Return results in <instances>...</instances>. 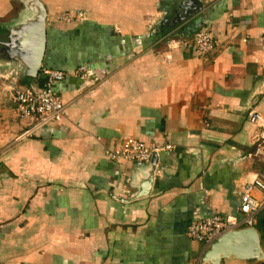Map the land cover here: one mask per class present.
I'll use <instances>...</instances> for the list:
<instances>
[{
  "label": "crops",
  "instance_id": "0c3cea01",
  "mask_svg": "<svg viewBox=\"0 0 264 264\" xmlns=\"http://www.w3.org/2000/svg\"><path fill=\"white\" fill-rule=\"evenodd\" d=\"M40 1L46 45L32 77L20 30L36 0H0V264H200L207 246L188 225L236 215L244 185L264 182L248 121L264 112V0ZM77 10L87 19H57ZM200 28L217 43L204 56ZM81 65L91 74L73 75ZM44 68L68 73L55 84L66 113L22 136L32 121L1 79L41 85ZM130 137L173 147L154 162L108 156ZM252 227L264 253V205Z\"/></svg>",
  "mask_w": 264,
  "mask_h": 264
},
{
  "label": "built area",
  "instance_id": "2783aa9c",
  "mask_svg": "<svg viewBox=\"0 0 264 264\" xmlns=\"http://www.w3.org/2000/svg\"><path fill=\"white\" fill-rule=\"evenodd\" d=\"M57 19L65 22H80L87 19L84 12L67 11L57 15ZM195 49L200 55H206L216 46L210 31L205 28L198 29L194 34ZM86 65H81L73 70V75L84 78L90 73ZM45 80L41 85L21 87L16 84V76L9 72L2 76V82L9 89L10 98L16 103L20 116L32 121L31 127L22 136L30 135L44 126L58 122L65 116L66 105L55 89V84L64 80L68 75L66 71L59 69L44 68L42 70ZM105 75V70L100 71V79ZM248 121L255 125L260 131L255 139L264 146V112L257 109H250ZM173 145L164 143H146L136 138L126 139L122 145L114 150L107 151L112 159H123L134 163H145L151 161L153 155L172 148ZM257 188L264 192V182L254 178L247 182L240 197V204L236 215H221L213 213L202 219H195L187 227V235L205 246L211 244L222 234L237 230L243 227H252L254 215L263 207L264 201H259L253 190Z\"/></svg>",
  "mask_w": 264,
  "mask_h": 264
},
{
  "label": "water",
  "instance_id": "95a60500",
  "mask_svg": "<svg viewBox=\"0 0 264 264\" xmlns=\"http://www.w3.org/2000/svg\"><path fill=\"white\" fill-rule=\"evenodd\" d=\"M38 14L34 21L24 24L20 30L24 48L20 52L26 53L24 61L28 67V74L37 77L41 68L46 45V16L47 11L40 0H36ZM153 155L151 161H155ZM256 259L264 257L258 231L253 227L226 232L216 238L206 247L200 264H220L223 258Z\"/></svg>",
  "mask_w": 264,
  "mask_h": 264
}]
</instances>
